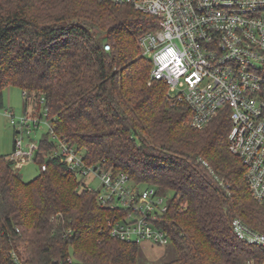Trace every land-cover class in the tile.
<instances>
[{
  "label": "trees",
  "instance_id": "trees-1",
  "mask_svg": "<svg viewBox=\"0 0 264 264\" xmlns=\"http://www.w3.org/2000/svg\"><path fill=\"white\" fill-rule=\"evenodd\" d=\"M156 26L108 0H0V108L3 90L18 86L30 114L46 107L56 138L84 149L88 163L171 192L159 226L175 257L160 264H264V250L232 231L238 218L264 233V200L228 149L230 110L194 128L191 108L165 81L149 83L153 64L138 39ZM54 149L39 140V171L26 181L0 155V264H15L12 252L22 264H140L139 243L110 235L114 210L49 157Z\"/></svg>",
  "mask_w": 264,
  "mask_h": 264
},
{
  "label": "built area",
  "instance_id": "built-area-1",
  "mask_svg": "<svg viewBox=\"0 0 264 264\" xmlns=\"http://www.w3.org/2000/svg\"><path fill=\"white\" fill-rule=\"evenodd\" d=\"M108 1L131 6L157 20L156 28L142 34L138 45L152 60L151 79L164 80L169 96L191 108L192 127H204L228 106V149L245 166L253 198L264 200V0ZM171 49L174 57L167 55ZM22 94L25 97L26 92ZM46 114L43 107L41 115L25 113L16 121L6 111L14 133L19 134L9 154L14 167L34 157L39 141L30 140L24 150L22 137L29 136ZM45 120L49 134L56 138ZM56 139L49 157L57 156L76 180L95 193L100 205L114 210L106 221L111 236L131 243L151 240L166 245L171 241L170 233L159 226L171 194L153 185L140 186L127 173L103 162L88 163L84 149ZM45 168L44 163L41 169ZM94 179L100 182L97 189L89 185ZM231 226L238 239L264 250L263 232L238 218ZM11 256L15 264H22L14 252Z\"/></svg>",
  "mask_w": 264,
  "mask_h": 264
},
{
  "label": "rangeland",
  "instance_id": "rangeland-1",
  "mask_svg": "<svg viewBox=\"0 0 264 264\" xmlns=\"http://www.w3.org/2000/svg\"><path fill=\"white\" fill-rule=\"evenodd\" d=\"M140 54L143 55L141 49ZM151 80L153 79L149 76V83ZM166 91L168 92V87ZM3 103L4 106L0 108V155L10 154L13 149L15 136H19V134L14 133L13 124L10 123V117L6 115V111H10L16 121L23 114L30 113L32 111V105L30 103L25 108L24 96L22 94V90L18 86H8L3 90ZM42 109L43 107L41 106L40 111H42ZM43 136L48 137V139L54 143H58V140L49 134V126L44 116L42 117L39 126L34 128L29 136L23 135V149H26V145L30 140L37 143ZM38 171L39 166L33 158L27 159L19 165V172L25 181L33 178ZM89 185L93 189H97L100 187V182L98 179H94L89 182ZM168 194L172 193L168 192ZM174 257L175 252L171 248L170 244H157L151 240H143L139 243L140 264H160L169 261Z\"/></svg>",
  "mask_w": 264,
  "mask_h": 264
},
{
  "label": "clouds",
  "instance_id": "clouds-1",
  "mask_svg": "<svg viewBox=\"0 0 264 264\" xmlns=\"http://www.w3.org/2000/svg\"><path fill=\"white\" fill-rule=\"evenodd\" d=\"M167 55L169 57H174L175 56V51L171 49L169 52H167Z\"/></svg>",
  "mask_w": 264,
  "mask_h": 264
}]
</instances>
